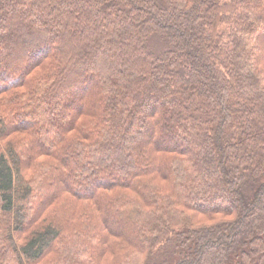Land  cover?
<instances>
[{"label": "trees", "instance_id": "16d2710c", "mask_svg": "<svg viewBox=\"0 0 264 264\" xmlns=\"http://www.w3.org/2000/svg\"><path fill=\"white\" fill-rule=\"evenodd\" d=\"M0 264H264V0H0Z\"/></svg>", "mask_w": 264, "mask_h": 264}]
</instances>
